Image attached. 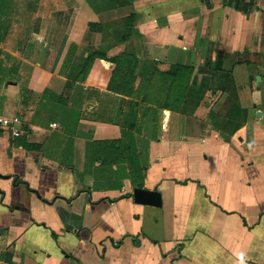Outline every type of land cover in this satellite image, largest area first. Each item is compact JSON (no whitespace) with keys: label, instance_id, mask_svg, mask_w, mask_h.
Here are the masks:
<instances>
[{"label":"crops","instance_id":"obj_1","mask_svg":"<svg viewBox=\"0 0 264 264\" xmlns=\"http://www.w3.org/2000/svg\"><path fill=\"white\" fill-rule=\"evenodd\" d=\"M0 24V264H264V0H0Z\"/></svg>","mask_w":264,"mask_h":264},{"label":"water","instance_id":"obj_2","mask_svg":"<svg viewBox=\"0 0 264 264\" xmlns=\"http://www.w3.org/2000/svg\"><path fill=\"white\" fill-rule=\"evenodd\" d=\"M133 200L136 203L146 204L150 206H160V194L154 190H147L142 187L135 188L132 192Z\"/></svg>","mask_w":264,"mask_h":264},{"label":"built area","instance_id":"obj_3","mask_svg":"<svg viewBox=\"0 0 264 264\" xmlns=\"http://www.w3.org/2000/svg\"><path fill=\"white\" fill-rule=\"evenodd\" d=\"M20 124V118L18 115L6 116L0 111V130H9L12 134H17Z\"/></svg>","mask_w":264,"mask_h":264},{"label":"trees","instance_id":"obj_4","mask_svg":"<svg viewBox=\"0 0 264 264\" xmlns=\"http://www.w3.org/2000/svg\"><path fill=\"white\" fill-rule=\"evenodd\" d=\"M7 27L4 24H0V41L3 39V36L5 35L6 31H7Z\"/></svg>","mask_w":264,"mask_h":264}]
</instances>
